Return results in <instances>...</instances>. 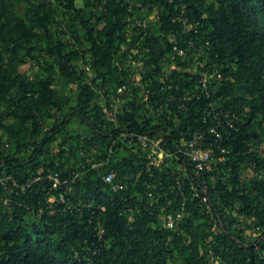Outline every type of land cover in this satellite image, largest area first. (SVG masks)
Wrapping results in <instances>:
<instances>
[{"label":"trees","instance_id":"trees-1","mask_svg":"<svg viewBox=\"0 0 264 264\" xmlns=\"http://www.w3.org/2000/svg\"><path fill=\"white\" fill-rule=\"evenodd\" d=\"M154 14L145 37L127 36V17ZM178 15L199 23L197 41L173 22ZM171 36L182 49L192 39L220 70L210 98L187 94L200 76L187 61L168 65ZM134 49L154 66L149 101L162 114L124 95L120 130L108 131L97 88L116 98L129 75L113 62ZM222 109L241 122L215 144L206 131ZM119 131L149 134L169 152L183 136L204 134L215 148L213 171L175 157L148 169L135 148L112 147ZM108 158L69 185L68 203L91 206L82 213L49 209L47 180L19 196L0 184V264H264V0H0V180L70 178L86 160ZM111 171L125 190L104 184ZM177 173L186 176L180 188ZM167 213L181 216L178 232L164 228Z\"/></svg>","mask_w":264,"mask_h":264},{"label":"built area","instance_id":"built-area-1","mask_svg":"<svg viewBox=\"0 0 264 264\" xmlns=\"http://www.w3.org/2000/svg\"><path fill=\"white\" fill-rule=\"evenodd\" d=\"M183 8L185 9L186 7L183 6ZM125 21L128 30L127 36H131L130 34L135 33V31H142V36L145 37L146 34H148V31L155 27L159 21V16L154 14L148 18H137L132 15L127 17ZM173 22L181 24L183 33H192L195 41H197L201 35L200 31H198L199 23L196 21H190L186 15H178L175 19H173ZM170 43L172 45L171 52L173 54L166 55L165 59L167 60L168 65L172 67L175 66V60L177 57L187 61V65L192 68L193 72H199L200 76L193 91L188 92L187 94L190 96L192 93V97H195L197 100H199L201 96L204 98H210L218 90L217 86L219 85V81L222 77L220 70L215 66V64H208L207 60L202 58L201 46L195 44L192 39L186 43V48L184 49L180 48L173 36L170 37ZM205 46L208 47L207 42L205 43ZM191 62L192 64H190ZM113 65L117 70L127 72L129 75V81L118 87L116 91V98H112L111 100L106 98V91L103 88H97L100 96L99 102L107 121L106 129L108 131L112 129L120 130V109L126 107V100L122 99V96L124 95L132 100H134V98H138L140 101L139 103L144 105L146 111L153 114L157 113V117L160 116L162 111L155 109L152 102L149 101L150 97L153 95V91L150 88L152 77L148 74L151 73L154 66L145 64L144 56L139 53L137 49H134L133 52L127 53L120 60H115ZM168 73L169 69L166 67L162 69V74L158 75L160 84H162V87L160 88L161 91L164 90L163 86L169 80ZM88 83L89 85H92L90 80H88ZM95 85L97 86L98 82H96ZM192 97L189 98L192 99ZM183 100L185 99L183 98ZM160 103L165 106L168 105L167 102H165L166 104L163 103V101ZM182 107L183 105H178L176 108L181 110ZM211 107L215 108L212 105ZM174 121L178 122L177 116ZM240 122V118L235 113L222 109L214 114V125L208 128L206 133L216 135V138L214 139L215 144L223 140L222 134L226 136V140H229L231 131L237 132ZM118 142L124 143L130 148H135L136 152L144 154L146 158V167L148 169L155 168L162 170L168 165L167 161L171 157H175L177 161L183 160L185 163L192 165L193 169L196 171L206 173L212 172L216 163L214 144L213 142L207 141L204 134L194 133L191 137L183 136L179 140L178 144L174 146L172 152H169L160 146L157 139L151 135L135 133L133 131L117 132L113 138L112 147ZM222 153L229 155V151H225L223 149ZM108 162L109 158L101 160L97 163H93L91 160H86L85 164L80 165L79 172L74 173L70 178L69 176L67 178H62L60 174L54 173L46 178L36 177L32 180H27L26 182L19 184L14 181L13 178L6 177L5 179L0 180V184L3 185L5 194L9 191L15 196H19L24 195L35 183L41 180H47L51 184L47 193L46 201L49 209H52L53 205L58 204L63 206V212L82 213L83 210L90 209L91 206L89 204L74 205L68 203L66 201L65 194L70 192L69 185L75 184L76 180H78L81 175H84L91 170L105 167ZM185 178V174L180 175L177 173L174 179L176 187H182V183H184ZM102 180L104 184L110 186L114 191H123L126 189L124 184H120L116 181L115 172L111 171L105 174L102 177ZM5 183H10L11 188H9ZM59 188H64V190L58 194H54V192L58 191ZM147 195L148 197H151V193H148ZM203 201L206 202V199H203ZM3 203L4 206H7L8 209H10V199L8 197L3 199ZM99 210L101 212L105 211L104 207H100ZM161 211H164V208H161ZM163 220V226L165 229L178 232L181 221L180 215L175 216L171 213H167L164 215ZM251 233L253 234V232ZM103 234L104 230L99 223L97 227L99 241L102 239Z\"/></svg>","mask_w":264,"mask_h":264}]
</instances>
